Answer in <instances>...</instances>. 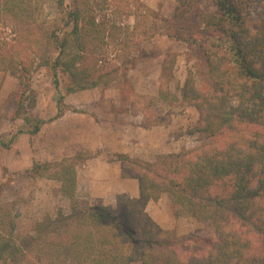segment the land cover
Instances as JSON below:
<instances>
[{
    "label": "trees",
    "instance_id": "16d2710c",
    "mask_svg": "<svg viewBox=\"0 0 264 264\" xmlns=\"http://www.w3.org/2000/svg\"><path fill=\"white\" fill-rule=\"evenodd\" d=\"M67 1L58 0V22L42 31L34 0H0V72L19 82L14 113L23 121L0 147L9 150L18 137L36 136L62 118L67 95L118 79L133 94L128 72L149 57L144 46L157 37L194 46L205 60L209 87L199 89L190 73L181 91L182 102L200 115L192 133L202 143L152 162L110 155L122 178L139 182V196H121L115 208L76 199V157L34 162L27 176L59 181L71 213L47 216L34 235L18 238L12 206L0 204V264H264V0H211L213 13L196 0H178L168 21L140 0ZM253 3L262 5L255 23ZM131 31L141 36L119 40L125 52L118 63L114 51L110 56L104 49L112 48L108 36ZM175 57L169 53L163 63L159 98L165 101H179L168 88ZM41 68L50 70L57 93V114L49 119L33 113L32 80ZM164 194L175 217L190 215L206 230L177 235L157 224L146 206Z\"/></svg>",
    "mask_w": 264,
    "mask_h": 264
},
{
    "label": "rangeland",
    "instance_id": "374dc122",
    "mask_svg": "<svg viewBox=\"0 0 264 264\" xmlns=\"http://www.w3.org/2000/svg\"><path fill=\"white\" fill-rule=\"evenodd\" d=\"M140 1L166 21L172 18L178 3V0ZM196 1L203 11L215 12L216 7L211 0ZM57 2L34 0L35 19L42 26V31L51 30L58 22L60 12ZM67 2L72 4V0ZM261 7L260 3L251 5L249 14L252 23L257 21ZM126 21L131 26L134 24L133 18ZM132 33L137 34V38L141 36L135 31L108 36L107 42L112 48L104 49H108L110 56L114 51L118 63L125 52L124 41L128 36L131 39L135 37ZM131 39L129 42H132ZM144 49L149 57L136 61L128 72L133 94L123 89L118 79L108 86L67 95L64 106L68 111L62 118L43 126L36 136L25 135L16 147L12 146L9 150L0 147V204L12 206L18 238L34 235L36 224L47 216L55 218L59 211L65 215L71 213V200L61 193L59 181L27 176L26 171L34 162L55 163L76 157V199L92 206L115 208L121 196L132 197L133 188H127V193H119L122 187L117 182L122 178V166L116 161L109 162L110 155L126 154L152 162L161 155L179 153L201 145V136L192 133L199 125L200 115L194 107L182 102L181 91L190 73L199 89L209 87L205 60L196 47L164 37L149 41ZM169 53L176 57L168 88L170 96L177 97L178 102L159 98L160 89L165 83L162 77L163 63ZM66 85L67 79L62 77L61 89ZM32 88L37 94V107L33 113L43 119L54 117L57 114V93L48 68H41L34 75ZM18 92V80L0 72V140L6 143L23 125V121L17 119L14 113V100ZM100 145L103 146L101 149L98 148ZM98 157L102 158L101 161L91 162L89 168L90 160ZM87 161L88 167L85 169ZM148 204L152 205L150 208L146 206V212L155 216V219L151 217L157 224L161 223L159 225L165 230L177 235L206 230L205 224L190 215L175 217L172 209L167 207L172 204L168 194Z\"/></svg>",
    "mask_w": 264,
    "mask_h": 264
},
{
    "label": "crops",
    "instance_id": "0c3cea01",
    "mask_svg": "<svg viewBox=\"0 0 264 264\" xmlns=\"http://www.w3.org/2000/svg\"><path fill=\"white\" fill-rule=\"evenodd\" d=\"M24 136H25V135L20 136L19 139L16 141V143L13 144V147H16V145H18V143L20 142V139H21V140L24 139ZM33 138H34V137H33ZM71 143H72V142H71ZM102 147H103V146L100 145V147H98V148L101 149ZM32 154H33V152H32ZM101 159H102V158L98 157V158H93V159H91L90 162L87 161V162L85 163V165H84V168L87 169V167H88V162H89V168H90V167H91V164H90L91 162H93V161L100 162ZM113 164L116 165V163H113ZM84 171H86V170H84ZM78 179H79V176H78ZM79 182H80V179H79ZM117 184L120 185V186L122 187V191H120L119 193H127V192H128V189H127V188L132 187V188H133V194H131L132 197H133V198H137V197L139 196V184H138V182H137L136 180H123V179L121 178V179H119V181L117 182ZM103 204H105V203H103ZM108 204H110V203H108ZM151 205H152V204H148V205H147V208H148V207L150 208ZM155 205L158 206V204H155ZM171 205H172V204H169V206H167V207L171 208ZM171 209H172V208H171ZM148 213H149V212H148ZM149 215L152 216V217L155 219V216H153V215L150 214V213H149ZM159 224L162 225L161 223H159Z\"/></svg>",
    "mask_w": 264,
    "mask_h": 264
}]
</instances>
